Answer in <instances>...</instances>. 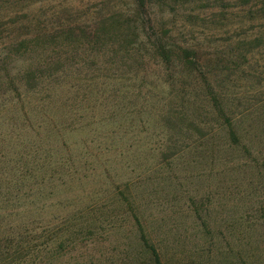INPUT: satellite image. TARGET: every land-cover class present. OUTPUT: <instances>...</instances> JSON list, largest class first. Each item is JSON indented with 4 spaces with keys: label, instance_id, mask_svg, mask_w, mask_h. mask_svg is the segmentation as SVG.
<instances>
[{
    "label": "rangeland",
    "instance_id": "obj_1",
    "mask_svg": "<svg viewBox=\"0 0 264 264\" xmlns=\"http://www.w3.org/2000/svg\"><path fill=\"white\" fill-rule=\"evenodd\" d=\"M143 3L0 0V264H264V0Z\"/></svg>",
    "mask_w": 264,
    "mask_h": 264
},
{
    "label": "trees",
    "instance_id": "obj_2",
    "mask_svg": "<svg viewBox=\"0 0 264 264\" xmlns=\"http://www.w3.org/2000/svg\"><path fill=\"white\" fill-rule=\"evenodd\" d=\"M144 5L143 0H137V6L139 8H142V6ZM118 30H120V28H117ZM131 31H122V33L120 32H116V33H120L121 35H123L124 37H128V35L130 34ZM136 34H142L140 36L135 35L136 39H139V43H135V42H131L130 43V48L128 50V53L130 54V57L132 59H138V60H144V59H152V58H156L162 62H166L168 61L170 58H176L177 62L181 61L184 64L190 66L189 71H187L185 73V76L190 78L191 80H201V85L208 90V94L211 96V102L213 104L214 109L222 114V110H221V106L219 104V100L218 98H216L215 94H213L212 92V88H210L211 83H210V77L208 73H204L200 70V61L198 58H195V56L192 53V59H189L187 56L191 55V52L187 49V47H184L186 45H182L183 47H176L174 50L171 49V47L167 46H162L158 43L155 44H151L149 43V41H147V39L142 38L144 36L142 29L136 28L135 32ZM191 50V48H190ZM127 51V50H126ZM125 51V52H126ZM181 54L182 58H180ZM187 57V58H185ZM222 61H220L221 63ZM210 84V86H209ZM212 87V86H211ZM212 89V90H211ZM226 125H229V122H226ZM150 252L153 258V263L154 264H158V257L156 256L155 252L153 251V249L150 248Z\"/></svg>",
    "mask_w": 264,
    "mask_h": 264
}]
</instances>
